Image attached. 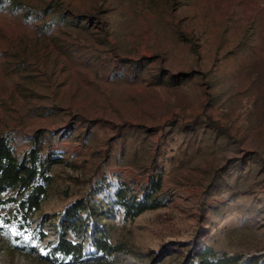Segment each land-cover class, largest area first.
I'll return each instance as SVG.
<instances>
[{
    "label": "rangeland",
    "instance_id": "374dc122",
    "mask_svg": "<svg viewBox=\"0 0 264 264\" xmlns=\"http://www.w3.org/2000/svg\"><path fill=\"white\" fill-rule=\"evenodd\" d=\"M3 135L62 163L37 253L0 239V264H51L72 201L104 180L140 200L157 172L164 205L108 221L121 249L84 264H182L204 234L218 255L264 253V0H0Z\"/></svg>",
    "mask_w": 264,
    "mask_h": 264
},
{
    "label": "trees",
    "instance_id": "16d2710c",
    "mask_svg": "<svg viewBox=\"0 0 264 264\" xmlns=\"http://www.w3.org/2000/svg\"><path fill=\"white\" fill-rule=\"evenodd\" d=\"M43 149L42 142L36 138L28 150L17 156L9 137L0 136V239L12 249L29 253H37V246L45 236L42 227L48 216L32 227L33 217L47 198L53 181L52 167L62 163L59 157L43 154ZM104 181L93 183L86 197L75 199L59 215L56 239L47 243L45 255L38 256L41 261L84 264L108 259L121 249L107 238L104 226L108 221L118 215L123 221H132L164 205L158 195L162 172L155 173L150 186L139 192L140 200L129 184ZM205 237L204 234L192 246L182 264H264V253L246 259L240 255H218ZM86 239L90 240L91 249L85 247ZM32 241H35L34 246H31Z\"/></svg>",
    "mask_w": 264,
    "mask_h": 264
}]
</instances>
